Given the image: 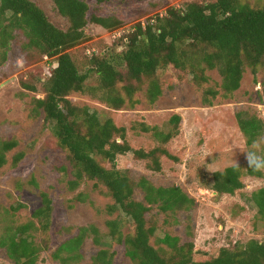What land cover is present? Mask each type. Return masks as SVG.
Segmentation results:
<instances>
[{
	"label": "rangeland",
	"instance_id": "1",
	"mask_svg": "<svg viewBox=\"0 0 264 264\" xmlns=\"http://www.w3.org/2000/svg\"><path fill=\"white\" fill-rule=\"evenodd\" d=\"M33 1L57 27L63 30L70 27V20L60 13L54 0ZM87 1L91 5L90 16L114 17L122 24L107 29L89 22L85 29L88 38L69 49L81 73L92 66L96 55L111 56L124 50L138 24L155 22L171 7L182 9L190 2L215 0ZM241 1L252 6L262 2ZM14 35L9 52L0 46V141L17 142L6 153L7 162L0 168V240L8 239L19 226L30 221L40 226L34 213L43 205V194L47 193L53 200L50 227L47 231H31L35 243L42 246L38 264H65L54 258L56 250L77 236L82 228L92 229V226L100 230L103 245L95 242L92 233L88 234L82 256L68 264H91L93 255L104 246L117 251L114 264H130L124 244L109 235L108 223L118 218L123 234L127 235L132 229L129 217L122 212H110L113 199L101 183L87 179L78 185L72 184L76 177L68 152L59 146L44 112L37 108L36 98L46 96L47 81L57 66L56 57L26 48L28 41L21 30ZM205 76L209 79L207 82L198 81L187 69L170 64L156 74L162 89L156 102L149 101V83L145 81L135 94L140 102L121 110H113L89 92H73L69 96L74 104L89 107L102 120L112 117L118 126L126 127L127 140L134 148L149 151L163 147L175 156L173 159L161 155V170L151 168L149 160H133L130 155L129 159H121L119 165L128 167L135 180L145 177L156 187L179 186L196 199L193 208L175 212L165 213L153 206L147 219L156 226L152 238L155 246L158 239L170 233L180 237L182 243L194 241L200 259H205L204 253L216 255L222 246L251 239L264 241V220L252 201V193L264 186V173L262 177L245 175V187L233 195L213 190L214 172L233 165L235 160L243 167L247 164L246 153L235 147L237 143L249 145L247 136L233 118L241 111L258 117L264 115V68L257 75L248 69L233 97L224 95L217 69H206ZM88 84L97 85L98 77L91 75ZM208 88L218 92L216 97H210L211 104L205 101ZM175 114L182 116L180 133L169 143L164 144L150 131L143 130V124H147L168 132L174 126L171 119ZM20 154L23 156L16 164ZM98 159L103 166H111L107 159ZM144 196V191L137 187L134 198L144 201ZM0 264H16L1 246Z\"/></svg>",
	"mask_w": 264,
	"mask_h": 264
},
{
	"label": "trees",
	"instance_id": "2",
	"mask_svg": "<svg viewBox=\"0 0 264 264\" xmlns=\"http://www.w3.org/2000/svg\"><path fill=\"white\" fill-rule=\"evenodd\" d=\"M60 13L70 20V27L63 30L50 21L42 7L33 0H0V46L9 52L14 33L21 30L27 38L26 48L37 49L42 54L56 57L57 66L47 81L46 96L36 98V105L45 114L46 122L61 148L68 152L78 185L92 180L104 185L113 203L110 212H122L130 219V233L123 234L118 218L109 220V235L126 248L130 264H264V241L251 239L246 243L222 246L216 255L204 253L198 258L195 243H182L180 237L166 233L152 243L156 226L147 214L158 206L162 212H175L193 208L197 201L179 186L156 187L147 178L135 180L128 167L119 165L121 159L149 160L151 168L161 170L160 156H175L163 147L152 150L134 148L127 140V128L118 126L112 117L102 120L97 112L87 106L74 104L69 96L73 92H89L99 96L113 110L126 105L135 107L140 100L135 94L145 81L149 83L148 99L154 103L162 93L156 77L159 69L172 64L187 69L199 81L207 82L206 69H217L222 77L221 87L225 96H234L241 88L245 72L251 69L257 75L264 68V0L252 6L241 0H215L190 2L184 8L171 7L155 22L138 24L124 50L110 55H96L92 66L81 73L69 52L88 38L85 31L89 22L107 29L119 27L122 22L114 17L90 16L91 5L87 0H54ZM91 75L98 77V84L90 86ZM200 81V82H201ZM203 83V82H201ZM30 90L34 86L26 85ZM217 90L205 92L208 104L216 97ZM264 96V92H263ZM235 123L247 136L250 144L264 134V121L245 111L234 114ZM182 116L175 114L168 132L143 124L164 144L180 133ZM121 139V141L118 140ZM14 140L0 141V168L7 162L6 153L16 147ZM23 155L16 158V164ZM99 157L111 164L103 166ZM241 166H231L213 174V190L218 194H235L245 187V175L262 177ZM144 191V201L134 198L135 190ZM252 201L264 220V186L252 193ZM53 212V200L43 194V205L34 213L40 226L30 221L19 226L8 239L0 240L9 257L16 264H38L42 246L36 244L33 230L47 231ZM102 246L100 230L92 226L66 240L54 253V258L68 264L82 256V247L88 234ZM116 250L101 247L92 257L91 264H114Z\"/></svg>",
	"mask_w": 264,
	"mask_h": 264
},
{
	"label": "clouds",
	"instance_id": "3",
	"mask_svg": "<svg viewBox=\"0 0 264 264\" xmlns=\"http://www.w3.org/2000/svg\"><path fill=\"white\" fill-rule=\"evenodd\" d=\"M258 118L264 119V115H261ZM235 147L241 152L246 153L247 168L252 169L255 172H264V134L258 135L247 146L237 143L235 144ZM232 167L239 168L240 165L235 160Z\"/></svg>",
	"mask_w": 264,
	"mask_h": 264
}]
</instances>
